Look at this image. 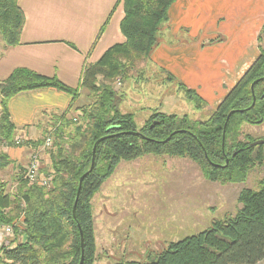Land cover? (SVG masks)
<instances>
[{"label":"trees","instance_id":"16d2710c","mask_svg":"<svg viewBox=\"0 0 264 264\" xmlns=\"http://www.w3.org/2000/svg\"><path fill=\"white\" fill-rule=\"evenodd\" d=\"M120 1L125 10L121 22L125 41L110 47L98 61L85 65L81 89L88 91L89 101L78 103L79 89L26 68H18L0 80V140L10 144L15 134L8 109L11 97L55 88L77 100L71 109L54 117L59 124L54 132L57 142L50 152L49 185H28L22 178L17 192L10 193L0 180V223L14 224L19 232L20 221L23 236L16 245L0 248V261L5 264H79L82 240L83 264H96L92 198L121 161L145 155L187 157L200 165L207 180L222 184L245 182L251 169L264 164V144L252 147L254 140L249 141L250 136L242 133L244 124L264 122V47L207 120L195 121L187 114L154 109L139 127L135 115L123 112L115 102L114 83L144 71L139 65L151 59L158 32L175 0ZM24 24L18 0H0V35L6 46L20 43ZM185 90L197 109L206 104L195 90ZM72 110L81 114L70 116ZM95 145V166L82 182L74 215L80 178L91 166ZM0 160L5 161H0L1 167L12 162L4 152ZM238 201L241 207L233 216L215 220L210 228L171 242L145 264H258L264 260V180L258 189L244 188Z\"/></svg>","mask_w":264,"mask_h":264},{"label":"rangeland","instance_id":"374dc122","mask_svg":"<svg viewBox=\"0 0 264 264\" xmlns=\"http://www.w3.org/2000/svg\"><path fill=\"white\" fill-rule=\"evenodd\" d=\"M171 20L169 13L168 20L158 32V43L153 51L164 43L170 47L178 46L184 49L186 44L190 46L198 42L195 37L186 36L190 34L187 28H182L175 33ZM1 41L3 42V38L0 35ZM206 43L223 47L225 37L203 42V44ZM258 43L260 48L264 47V24L258 36ZM190 49L185 48V50ZM169 54L171 57L174 56L173 53ZM221 57H223L222 54ZM220 58L213 60L212 66H215L214 64ZM175 60L182 65L168 62L170 66H164L149 62L150 64L143 72L136 71L134 77L127 80L118 79L114 83L117 93L115 102L122 111L136 115L139 127L154 109H159L166 114H187L195 121H204L217 108L215 106L212 108V105L196 89L190 88L194 76L190 73L189 60L187 63L181 54ZM143 65H139L141 70ZM181 68L183 69L179 72ZM210 75L212 73L203 76ZM198 78H202L201 73ZM102 80L103 77L100 76V81ZM185 88L195 90L206 104L197 109ZM82 90L78 103L83 100L84 102L89 101L88 91ZM210 91L213 93L214 89ZM75 114L78 116L81 113L76 110ZM55 115H52V119ZM43 130L33 136V139L27 138L28 141L25 138L17 144L14 140L19 134H14L13 144L0 140V153L4 148L25 147L24 145L29 144L28 142L34 145L33 150L27 153V156L23 151L20 152L23 156L18 164L13 166L7 163L3 167L0 166V180L4 182L6 191L16 193L19 184L22 183V178L28 185L38 184L27 180L25 173L31 159L30 156L34 151L42 148L45 138L49 136L50 132L47 133L45 130L46 133H43ZM242 133L250 136L249 141L264 139V122L244 124ZM52 135L54 137L52 144L40 151L39 173L43 177L49 176L52 170L50 152L54 150L57 142L55 134L52 133ZM241 139H243L242 136ZM9 158L12 159L10 156ZM138 160L140 161L136 163H131L133 160L121 161V167L114 173V177H109L92 198L97 242L96 264H129V262L145 264L156 258L171 242L198 234L210 228L215 220L233 216L241 207L238 201L240 192L244 188L258 189L260 182L264 180V164L256 165L251 169L245 182L222 184L207 180L200 165L187 157L145 155ZM1 162L5 163L3 160ZM111 178H118L119 184L117 182L118 185H113ZM18 224L19 232L15 230L16 238L13 240L16 243L23 240L20 221ZM109 238L112 241H109Z\"/></svg>","mask_w":264,"mask_h":264},{"label":"crops","instance_id":"0c3cea01","mask_svg":"<svg viewBox=\"0 0 264 264\" xmlns=\"http://www.w3.org/2000/svg\"><path fill=\"white\" fill-rule=\"evenodd\" d=\"M18 4L24 12L25 24L19 44L8 47L0 42V80H5L18 68H26L56 77L82 93L85 65L98 61L110 47L125 41L121 30L125 10L120 0H18ZM169 13L173 31L178 33L187 28L190 34L186 36L195 37L198 42L186 44L185 48L190 50L164 43L152 52L149 62L164 66H170L168 62H171L181 66L182 63L175 60L181 54L187 63L189 60L190 73L194 76L190 88L196 89L212 108L217 107L260 54L258 36L264 24V0H175ZM163 29L165 31L166 26ZM218 37H225V50L217 44H203ZM218 58L212 66L213 60ZM149 62L143 65L144 69ZM200 73L206 79L198 78ZM210 73L208 77L203 76ZM73 104L76 105L77 100H73L70 93L55 88L25 91L11 97L8 109L15 134L33 139L43 129V133L50 132L59 124L52 115L71 109ZM75 113L72 110L69 115L77 117ZM28 143L22 148H4L2 152L12 158L14 166L22 159L21 151L27 156L33 150V143ZM137 161L140 160L131 163ZM112 180L113 185L119 184L118 178ZM13 240L15 237L7 244L16 245ZM262 263L264 260L258 264Z\"/></svg>","mask_w":264,"mask_h":264},{"label":"built area","instance_id":"2783aa9c","mask_svg":"<svg viewBox=\"0 0 264 264\" xmlns=\"http://www.w3.org/2000/svg\"><path fill=\"white\" fill-rule=\"evenodd\" d=\"M55 129L51 130L49 133V136L45 138L44 144L41 149H43L45 146H49L53 142V135ZM25 138L23 136H16L14 143H20ZM40 150L34 151L33 154L30 156V162L28 164L25 178L29 180L31 183L37 182L39 185H49L51 181V176H42L39 173V165H40ZM15 236V226L14 224H8V223H0V248L3 247L5 244H7L8 240L14 239ZM9 247V245H8ZM5 261L1 262L0 264H5Z\"/></svg>","mask_w":264,"mask_h":264},{"label":"water","instance_id":"95a60500","mask_svg":"<svg viewBox=\"0 0 264 264\" xmlns=\"http://www.w3.org/2000/svg\"><path fill=\"white\" fill-rule=\"evenodd\" d=\"M254 84H255V83H253V85H252V91H253V94H254ZM263 97H264V94H263ZM255 102H256V96L254 95V100H253L252 106L255 105ZM252 106H251V107H252ZM233 112H234V111H231V112L228 114L227 121L229 120V118H230V116L232 115ZM226 126H227V122L225 123V126H224L225 129H226ZM103 139H104V138L99 139V140L97 141V143L100 142V141L103 140ZM168 139H169V138H168ZM97 143H96V145H97ZM262 144H264V139H259V140H255V141H253V142L250 144V146L254 147V146H258V145H262ZM96 145L94 146V149H93V159H92L91 166H90L89 170H88L86 173H84V174L81 176V178H80L79 189H78V192H77V197H76L75 204H74V209H73V214H74V215H75V212H76V205H77V202H78V199H79V195H80V190H81L82 182H83L85 176H86L90 171H92L93 168H94V166H95V151H96ZM81 242H82V254H81V259H80L79 264H83V262H84V245H83V240H82Z\"/></svg>","mask_w":264,"mask_h":264}]
</instances>
